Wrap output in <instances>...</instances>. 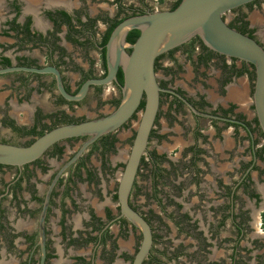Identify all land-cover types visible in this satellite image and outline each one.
I'll use <instances>...</instances> for the list:
<instances>
[{"label": "flooded vegetation", "instance_id": "obj_1", "mask_svg": "<svg viewBox=\"0 0 264 264\" xmlns=\"http://www.w3.org/2000/svg\"><path fill=\"white\" fill-rule=\"evenodd\" d=\"M143 1L124 6L121 0H113L116 7L111 12L93 10V0H0V69L53 67L59 72L65 91L74 95L85 81L105 77L108 40L104 46L102 42L112 25L125 16L153 12ZM176 1H170L167 10H171ZM256 9L263 14L262 20L253 16ZM229 13L233 15L228 22L226 14L223 16L228 26L243 31L264 49V0H255ZM238 18L246 26L241 27V22H236ZM197 38L169 51L158 61L155 73L161 71L157 77L159 86L173 91L199 112L233 119L246 127L195 116L174 95L160 94V107L147 151L129 197L131 208L143 216L152 229V248L143 264H264V190L252 177L256 172L257 180L264 179L261 164L264 136L251 101L254 69L243 61L204 50ZM126 42L132 44L127 37ZM126 52L130 54L129 50ZM163 59L167 60V65L161 62ZM212 67L218 71L215 80L208 83ZM185 72L201 87L192 95L179 82L186 80ZM118 73L123 80L121 70ZM239 79L247 87L248 108L233 100L224 101L229 94L232 98L234 91L239 93L230 89L240 84ZM118 84L122 85L123 81ZM206 85L212 92L205 90ZM240 93L238 99L242 97ZM120 99L121 91L116 83L91 86L82 100L70 102L60 96L51 74L0 75V143L27 146L37 136H22L18 130L35 129L44 134L61 125L101 118L115 110ZM105 102L110 105V112L88 115ZM137 116L133 115L116 132L97 139L57 179L43 223V264H131L141 234L124 218H118L116 192L108 194V188L100 187L99 183L103 177H116L123 169L119 133L132 127ZM200 120L209 122V130L201 128ZM163 122L167 123L166 127ZM223 128L231 129L235 141L239 130L242 131L248 142L250 159L240 173L235 166L224 174L213 167L218 168L220 154L215 153L212 140L220 138ZM211 130L215 133L212 138ZM86 139L61 141L38 160L20 168L0 165V264H41L39 228L47 191L60 169ZM234 152L235 149L230 154ZM142 176L149 177L151 199L161 207L162 214L178 233L196 243L193 253L185 251L183 243L172 251L156 249L163 237L152 224L154 213L141 212L133 200L141 193L137 180ZM185 188H188L187 201L189 197H196L197 208H208L211 214L208 230L199 219L184 211V204L178 201ZM245 207L250 209L244 210ZM131 234L128 242L120 239L129 238Z\"/></svg>", "mask_w": 264, "mask_h": 264}, {"label": "water", "instance_id": "obj_2", "mask_svg": "<svg viewBox=\"0 0 264 264\" xmlns=\"http://www.w3.org/2000/svg\"><path fill=\"white\" fill-rule=\"evenodd\" d=\"M255 0H181L173 10L153 11L122 20L111 32L105 45L106 75L103 78L89 79L74 95H69L62 84L57 69L28 67H9L0 69V75L12 72L51 74L60 96L70 102L82 100L89 87L106 86L116 83L121 91V99L115 110L96 119L81 123L55 127L37 137L27 146L0 143V165L22 167L38 160L53 145L73 138H87L73 158L63 166L53 179L44 201L40 216L41 264L45 258L44 217L51 190L61 173L73 164L94 142L124 126L133 115L139 119L130 151L118 177L116 191L120 215L139 230L141 241L131 264H143L152 248V229L150 224L129 205L141 159L147 151L150 133L154 127L160 107V94L174 95L195 115L220 122L239 124V121L197 111L189 102L171 90L159 86L155 73L158 57L182 46L198 37L208 50L227 58L248 63L254 69L252 106L260 131L264 136V49L251 37L228 26L223 16L231 10ZM139 32L134 43L126 42L130 31ZM129 50L130 54L126 51ZM121 70L123 84L119 85L117 73ZM143 110L139 111L141 102Z\"/></svg>", "mask_w": 264, "mask_h": 264}, {"label": "rangeland", "instance_id": "obj_3", "mask_svg": "<svg viewBox=\"0 0 264 264\" xmlns=\"http://www.w3.org/2000/svg\"><path fill=\"white\" fill-rule=\"evenodd\" d=\"M112 1L113 0H108V1L107 0H93L92 8H93V10H110L112 12V10H114L116 7ZM121 1H122V4L124 6H129L130 4L132 5L133 3L136 4V0H121ZM170 1H172V0H166V1H164V0H162V1L161 0H144L143 3L144 4L146 3L149 7H151V9L153 11H163V10H167V8L169 7ZM252 14H253V16H257L258 19L261 18V20H262V18H263V14L260 12V10L256 9L255 12ZM232 15H233L232 13H227L225 15L226 22H228L231 19ZM161 62H165V65H167L166 59H163ZM168 65H170V64H168ZM185 69L187 70V72H189V68L187 65H186ZM209 70H210V74H209L210 79L208 80V83H211V82H213V80H215V73L218 70L216 69V67H212ZM187 72H185V74L183 75V77H186V80L184 81L182 79V81H179V82H181L182 83L181 85H184L183 86L184 89H186L192 95L196 90L201 89V87L199 84L195 83L189 77V74ZM156 75H157V77H159L161 75V71H157ZM207 87L208 88L205 90L212 92L209 85ZM106 90H108V88H106ZM109 106L110 105L108 103L106 104V102H105V104L101 105V107H98L97 109H95V111L93 113L88 114V115L94 116L97 112H99V113L100 112H108ZM162 108H163V110L166 108L165 101L162 104ZM188 118L190 120H192L190 116H188ZM138 119H139V116H137V120H135L131 124L132 127L130 126L128 128H125V129L121 130V132L119 133V135L121 136V141L119 142L118 146L120 147V150L123 151V163H125V159H126L128 153L130 151ZM249 119H252V116H249ZM200 123H201V128H203V129L208 128L209 122L207 120H200ZM166 125H167V123H166ZM165 146L166 145L163 144V147H165ZM247 152H248V150H245L244 152H239V150H238V156L239 157L245 156L247 154ZM93 161L95 162V160H93ZM261 164L264 167V161L263 162L261 161ZM240 170H242V166L238 170L239 173H240ZM121 172H122V169H120L117 172L116 177H103L102 182L99 183L100 187L108 188V194H110L111 192H116L117 186H118V177L120 176ZM137 181H138L137 182L138 185L141 186V193H139L136 198L134 197L133 200L135 203H137L139 205L141 212L147 213V215H148V212L151 210L154 213V215L152 216L153 218H151L152 224L156 228V232H159L161 234V236L163 237L162 244H157L156 249L167 250V251L171 250L172 251L173 249L176 250L179 248V243H183L186 246L185 251L193 253L196 250L195 245H194L196 243H194V240H190V239L185 238V235H183V233L182 234L178 233L177 230L171 224V222L162 214L161 207L156 205L155 202L151 199V195H150L151 193L149 191V184H150L149 177L142 176V177L138 178ZM255 181H257V183H259L258 184L259 186H264V179L263 180H261V179L257 180V178H255ZM174 183H177V181L174 180ZM165 186L166 185L164 184L163 187H165ZM160 188H161V185H160ZM166 188H163L162 190L166 191ZM187 189L188 188L184 189V193L182 194L183 195L182 198L181 197L177 198L178 201H180L184 204V211L188 212L189 214H191L196 219H199L200 223L205 227V230H208L210 225H211L209 222V220H210L209 216L211 214H210L208 208H206V206L201 207V208L200 207L197 208L196 205H198V204H197V198L196 197H194V198L189 197L190 201H187V194H188ZM104 191H105V189H104ZM193 203H195V204L193 205ZM249 207H252V205L250 204ZM249 207L248 208L245 207L244 210L250 209ZM168 210L171 211L172 208L168 207ZM207 219H208V221H207ZM222 233L224 234L223 229H222ZM226 234L229 235L228 230H227ZM129 238H127V236L126 237H124V236L120 237V239H122V241L128 242L129 240L132 239V234L130 235ZM139 240H140V238L138 239V241ZM223 248L225 249V247H223ZM212 249H214V248H212ZM224 249H222V250H224Z\"/></svg>", "mask_w": 264, "mask_h": 264}, {"label": "crops", "instance_id": "obj_4", "mask_svg": "<svg viewBox=\"0 0 264 264\" xmlns=\"http://www.w3.org/2000/svg\"><path fill=\"white\" fill-rule=\"evenodd\" d=\"M239 85L231 86L230 89L238 90V92H241L242 97L241 99H233L229 98L227 95L226 98H224V101H231L233 100L234 103L241 107L248 108L250 105V100L248 98V92L246 84L243 82L242 79L238 80ZM229 94V92H228ZM163 126L166 127V123L163 122ZM209 130V127L207 128ZM209 134L211 138L215 135L214 131H209ZM220 138L217 137V139L212 140V145L214 147L215 153H219V160H218V168H216L214 165V169L224 174L226 171L230 170L234 166L239 170L241 166H244L249 161V148H248V142L246 141V137L242 131L239 130V137L238 140L235 141V139L232 136L231 129L223 128L219 132ZM180 144V143H179ZM235 149L234 154H230L231 151ZM238 150L239 152H244L245 150H248L247 154L245 156H238ZM256 172L252 173V177L256 178ZM257 183V181H256ZM259 183H257L258 185ZM262 190H264V186H260Z\"/></svg>", "mask_w": 264, "mask_h": 264}, {"label": "trees", "instance_id": "obj_5", "mask_svg": "<svg viewBox=\"0 0 264 264\" xmlns=\"http://www.w3.org/2000/svg\"><path fill=\"white\" fill-rule=\"evenodd\" d=\"M162 1V0H161ZM180 1L181 0H177L175 3H174V5H173V7H172V9L171 10H173V9H175L176 7H177V5L180 3ZM126 18H128L127 16H125V17H123L122 19H120V20H118V21H116L113 25H112V27H111V30L109 31V33L106 35V37L103 39V42H102V46H104L105 45V43H106V41L108 40V37H109V35H110V32L122 21V20H124V19H126ZM237 21H240L241 22V27L243 26H246V24L244 23V22H242V19H237L236 20V22ZM233 23H235V22H233ZM232 25H229V27H231ZM232 28V27H231ZM234 29V28H233ZM238 31V30H237ZM240 33H242V34H244L243 33V31H239ZM138 35H139V32L138 31H136V30H133V31H130L129 33H128V35H127V41H129V42H131V43H133L135 40H136V38L138 37ZM203 48H204V50H208L206 47H204L203 46V44H202V42L200 41V39L199 38H197V40H196ZM103 55H104V50H103ZM162 56L163 55H161L160 57H158L157 59H156V62H155V69L156 68H158V61L162 58ZM252 67V66H251ZM253 68V67H252ZM252 78H254V75L252 74ZM117 80H118V82L119 83H122V76H121V73H118V75H117ZM143 106H144V102L142 101L141 102V104H140V108L139 109H143ZM232 110V109H231ZM230 110V111H231ZM18 132H20L21 134H22V136H41L42 134H43V132H36V130L35 129H32V130H28V131H22V130H18ZM260 136H262V134H260ZM264 150V149H263ZM162 172H164V170H162ZM161 178V177H160ZM158 203L160 204L161 203V200H159L158 201ZM263 226H264V219H263Z\"/></svg>", "mask_w": 264, "mask_h": 264}, {"label": "bare ground", "instance_id": "obj_6", "mask_svg": "<svg viewBox=\"0 0 264 264\" xmlns=\"http://www.w3.org/2000/svg\"><path fill=\"white\" fill-rule=\"evenodd\" d=\"M240 93V92H239ZM239 93H237L236 91H234L233 92V94L231 95V97L233 98V97H235V98H237V97H239ZM241 94V93H240ZM230 95V94H229ZM238 99V98H237Z\"/></svg>", "mask_w": 264, "mask_h": 264}]
</instances>
